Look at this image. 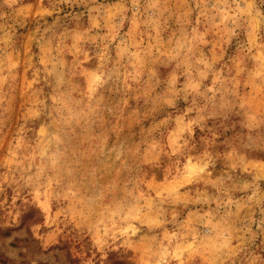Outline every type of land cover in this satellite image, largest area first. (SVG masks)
<instances>
[{
	"label": "rangeland",
	"instance_id": "374dc122",
	"mask_svg": "<svg viewBox=\"0 0 264 264\" xmlns=\"http://www.w3.org/2000/svg\"><path fill=\"white\" fill-rule=\"evenodd\" d=\"M0 264H264V0H0Z\"/></svg>",
	"mask_w": 264,
	"mask_h": 264
}]
</instances>
